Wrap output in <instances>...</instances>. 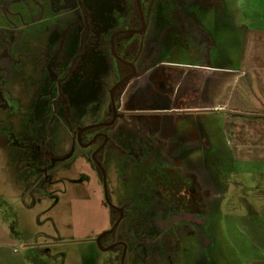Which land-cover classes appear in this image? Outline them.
<instances>
[{
	"label": "flooded vegetation",
	"instance_id": "af4514ba",
	"mask_svg": "<svg viewBox=\"0 0 264 264\" xmlns=\"http://www.w3.org/2000/svg\"><path fill=\"white\" fill-rule=\"evenodd\" d=\"M12 3L31 22L0 28V110L14 107L1 67L16 39L46 13L68 20L53 25L42 53L47 81L34 106L48 136L6 134L0 145L43 163L48 187L63 169L56 160L83 159L78 181L95 177L108 208L93 241L108 255L103 264H211L206 229L216 200L205 186V129L190 122L205 112L207 53L235 22L233 0H4L2 11ZM176 42L192 44L183 56L205 63L168 61ZM54 133L69 136L70 151L50 146Z\"/></svg>",
	"mask_w": 264,
	"mask_h": 264
},
{
	"label": "rangeland",
	"instance_id": "374dc122",
	"mask_svg": "<svg viewBox=\"0 0 264 264\" xmlns=\"http://www.w3.org/2000/svg\"><path fill=\"white\" fill-rule=\"evenodd\" d=\"M8 12L4 13L0 7V28L31 22L25 6L12 3ZM45 15L40 24L30 25L16 39L10 50V62H4L1 67L6 74L3 92L14 107L0 110V130L3 132L0 138L6 134L18 140L48 136L42 128L44 117L40 116L34 101L47 81L42 59L44 44L52 39L53 25L62 23L67 17ZM230 27V31L219 32V40L216 39L212 51L207 53L209 60L206 63L201 58L183 56L182 49L190 50L192 44L178 42L171 44L173 51L167 55V60L225 68L226 77H232L245 55L246 44L236 38L234 24ZM194 73L188 71L190 77ZM213 84L212 80L205 79L198 97L203 101L205 112L190 122L194 130L205 129V165L197 162L195 171L201 172L202 165L205 166V186L209 187L211 195H215L217 208V212L213 211L209 216L211 226L206 229L208 247L205 255L211 264H264V243L250 236L246 227L240 228L238 221L244 217L242 225L244 221L248 224V219L253 216L264 228V194L258 195L253 188L256 177L251 173L250 165L237 167L234 161L233 147L225 133L226 121L231 118L229 111L212 105L224 101L230 85L226 83L221 87L217 82L211 86ZM50 141V146L58 153L71 150L68 135L54 133ZM32 156L10 144L0 145V218L17 238L16 251L32 255L33 264H103L108 255L93 243L108 222V208L98 180L92 177L79 182L80 172L85 169L83 159L73 158L70 163H65L67 158L60 157L55 167L65 170L61 169L56 175L58 181L48 187V172L39 169L44 167L43 163L31 159ZM257 179L261 182L258 188L263 187L264 175ZM261 236L264 241V233Z\"/></svg>",
	"mask_w": 264,
	"mask_h": 264
},
{
	"label": "crops",
	"instance_id": "0c3cea01",
	"mask_svg": "<svg viewBox=\"0 0 264 264\" xmlns=\"http://www.w3.org/2000/svg\"><path fill=\"white\" fill-rule=\"evenodd\" d=\"M233 9V32L237 39L246 44L245 55L232 77H226L225 68L211 67L206 74L214 82L211 86L217 82L221 87L226 83L230 85L224 101L212 105L229 111L231 118L226 121L225 133L233 147L234 161L237 167L250 165V171L256 177L253 188H256L258 195H263L264 185L258 188L261 182L257 178L264 175V0H233ZM225 30L230 31L222 28V31ZM242 218L238 219L240 228L246 227L250 236L264 243L261 236L264 228L258 224V219L252 216L248 224L244 221L242 225ZM17 244L14 232L0 218V264H33L32 255L26 253L29 255L26 256L16 251Z\"/></svg>",
	"mask_w": 264,
	"mask_h": 264
},
{
	"label": "water",
	"instance_id": "95a60500",
	"mask_svg": "<svg viewBox=\"0 0 264 264\" xmlns=\"http://www.w3.org/2000/svg\"><path fill=\"white\" fill-rule=\"evenodd\" d=\"M105 234H106V233H105ZM105 234H103V235H105ZM101 236H102V235H101ZM99 238H100V237H99ZM99 238H98V239H99ZM98 239H97V241H98Z\"/></svg>",
	"mask_w": 264,
	"mask_h": 264
}]
</instances>
